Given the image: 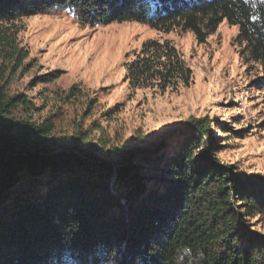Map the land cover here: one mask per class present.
<instances>
[{
  "label": "trees",
  "instance_id": "1",
  "mask_svg": "<svg viewBox=\"0 0 264 264\" xmlns=\"http://www.w3.org/2000/svg\"><path fill=\"white\" fill-rule=\"evenodd\" d=\"M61 12L90 26L179 27L200 44L227 21L264 87V0H0V25ZM127 79L166 92L188 87L192 72L170 43L153 41ZM40 109L0 88V264H264V236L248 222L264 216V177L220 164L207 118L166 159L139 151L119 167L79 140L56 150V117L37 121Z\"/></svg>",
  "mask_w": 264,
  "mask_h": 264
},
{
  "label": "rangeland",
  "instance_id": "2",
  "mask_svg": "<svg viewBox=\"0 0 264 264\" xmlns=\"http://www.w3.org/2000/svg\"><path fill=\"white\" fill-rule=\"evenodd\" d=\"M0 31V88L27 95L41 108L37 121L56 117V150L79 140L81 149L119 167L139 151L166 159L179 150L190 123L207 118L220 164L264 177V87L256 83L259 66L242 56L237 26L224 21L200 44L179 27L90 26L61 12L2 23ZM153 41L180 53L192 72L188 87L162 92L130 85L127 65ZM248 222L264 236V216Z\"/></svg>",
  "mask_w": 264,
  "mask_h": 264
}]
</instances>
